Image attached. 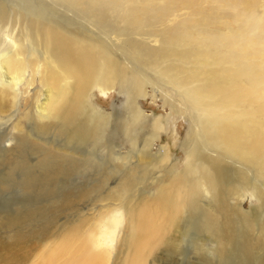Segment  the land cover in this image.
I'll list each match as a JSON object with an SVG mask.
<instances>
[{"label":"bare ground","instance_id":"obj_1","mask_svg":"<svg viewBox=\"0 0 264 264\" xmlns=\"http://www.w3.org/2000/svg\"><path fill=\"white\" fill-rule=\"evenodd\" d=\"M55 1L121 37L115 45L121 53L77 22L27 17L21 7L0 0V22L18 18L60 72L48 80L53 98L38 104L47 122L35 124L44 139L49 132L58 137L59 147L19 134L14 158L2 162L0 195L18 187L21 197L15 208L0 211V264H26L36 255L40 260L32 264H99L104 253L96 249L97 237L107 242L114 231L104 219L111 217L116 226L120 211L127 217L121 264H264V13L258 4ZM180 6L188 14L165 27ZM203 19L208 25H200ZM155 33L158 46L139 37ZM146 79L169 84L185 105L170 103L172 112L187 114L191 122L182 141V167L168 161V148L158 141L166 132L160 117H146L137 104ZM93 88L122 93L123 110L106 113L89 105L86 96ZM115 140L129 152L115 151ZM99 151L104 158H97ZM29 152L37 153L34 164ZM132 157L148 160L131 162ZM82 171L94 178L67 187L66 180ZM72 197L105 201L107 214L97 220L107 231L91 228L80 212L72 218L67 212ZM247 199L254 201L249 211L242 208ZM53 237L55 244L40 253ZM77 241L81 245L74 250ZM207 242L214 243L213 258L206 255ZM189 247L193 258L183 255Z\"/></svg>","mask_w":264,"mask_h":264},{"label":"rangeland","instance_id":"obj_2","mask_svg":"<svg viewBox=\"0 0 264 264\" xmlns=\"http://www.w3.org/2000/svg\"><path fill=\"white\" fill-rule=\"evenodd\" d=\"M6 1L10 3L13 8L21 7V9L26 12L27 17L42 14L45 15V17H50L49 19L60 18L68 20L72 23L77 22L79 26H82L85 30L97 34L103 40H106L105 42L110 47H112L113 51L116 54L121 53L119 50H117V47H115V45H117L121 41V37L117 38L114 32H102L98 27L92 25V23H90L88 20H84L87 18L79 16L75 13L74 10L61 5L55 0ZM253 2L258 4L257 6L260 13H264V0H254ZM25 6H27V8ZM45 9H48L47 12ZM175 9L178 10H174L172 17L170 16L168 19L169 21H164V24H166L165 27H167L168 24L169 26L172 25L174 20L188 14L189 12L188 8H184L181 6L176 7ZM29 11L30 16L28 15ZM33 13L35 14L33 15ZM209 14L210 13L203 14V17L205 18ZM116 15L117 14L115 13V15L112 16L111 21H114L113 18ZM9 20H6L8 22H0V171L1 169H3L2 162L6 157L9 156V159L14 158L12 148L15 144L16 136H18L19 134L29 135L32 140L37 143H46L47 145V143L49 142L51 143V145H55L57 148L59 147V145L56 144V142L59 141L58 137L54 136L53 134L50 135L49 133L51 132H49L47 134L49 135V138L47 136V138L45 137L44 139V136L37 132L35 124H43L47 122L40 115H38V104L39 102L43 101V98L45 96L49 100L53 98V95H55V89L51 84L48 83V80H51L52 76H54L55 74H59L60 72L57 69L52 57H50L46 50L39 44H37L35 40L28 34L24 23L19 22L18 18ZM205 20L203 19L200 25H208V21L206 22ZM164 24L159 25L158 29H164ZM139 37L144 39L148 44L152 46H158L159 44V36L156 33L151 35L144 34ZM7 80L12 81V83L7 84ZM59 84L60 86H65L67 84V81L61 79L59 80ZM49 100L46 104V107L49 104ZM86 100L89 105L97 107L100 111L106 113H114L123 110L126 98L115 88L107 89L104 91L93 88L88 92ZM170 103H174L175 106H178L182 109H184L185 106L179 93L173 87L158 80H155L154 82H150L149 80H147L144 87V95L138 97L137 99V104L142 109L146 117H160L161 121L164 123L166 132H163L162 139L158 141H160V144L162 146H167L168 150L167 148H165V150L169 152L168 161L175 162L178 167H182L184 165L186 157L183 150L182 141L187 134L191 122L187 114L172 112L170 110ZM49 130H53V126L50 127ZM158 141L154 140V144L152 145L154 151H157L159 147ZM115 142V151L123 153L129 152V146L127 144L120 145V142L118 140H115ZM68 152L72 153L71 150H68ZM208 153L214 155L212 151H208ZM96 156L98 159L104 158V153H101L99 151L96 153ZM27 158L31 164H34L37 160V153L32 154V152H29V154H27ZM134 158L135 157L130 158V161L136 162L138 160L142 162L148 160V158L146 157H140L138 159ZM16 176H18V178L20 177L19 172ZM87 177H89V180L94 178L93 175H87V172L85 171L76 172L70 179L66 180V186L70 189L76 186H80L85 182V179ZM20 193L21 191L18 187H13L8 189L3 195H0V211H2V209L5 207H8V209L10 207V209L15 208L17 206L16 202H18L17 199H20L21 197ZM72 201V209L70 210L71 212L69 210L67 211L68 214L72 215V218L73 215L80 212V215L82 214L86 218H89L91 222V226L88 224L87 227H98L101 231L103 230V232L107 231V229H105V227L103 226V221L98 222L97 220L101 212L103 213L102 215L107 214L106 207L104 205L105 201H94L93 203H91L80 200L77 201V199L73 197ZM253 204L254 201H252L251 199H247L242 204V208L244 210L248 209L249 211L250 207ZM124 215L125 214H123L122 211H120V214L116 215V217H118L119 219V223H117L116 226L115 223H112L111 217H106L107 219H104L108 226L114 225V231L111 230L110 233L112 234V240L107 239V242H105L102 237H97V240L100 241V243L96 246V249L98 248V251L102 250L101 252L104 253V255H102V263L100 262L101 264H121L122 262L123 256L125 255L123 254L124 246L122 242L124 240H122V238L124 237V234L126 235L127 233V217ZM109 220L111 223L109 222ZM63 221L64 217H61L58 223L61 224ZM2 233L3 231H0V234ZM53 238L55 239L49 238L48 242L45 243L44 246L47 245L46 247L41 246V248L39 249L40 253L47 249V247H52L55 244L57 239L56 237ZM77 242L76 246H74V250L79 248V246L81 245V241L79 242V244H77ZM205 247L206 255L210 258H213L214 254L212 247H214V243L207 242ZM191 252L192 250L189 247L187 248L186 254L183 255H186L189 258H193L194 255ZM39 260L40 255H36L31 258L26 264H32L34 262H38ZM183 264L187 263L185 262Z\"/></svg>","mask_w":264,"mask_h":264}]
</instances>
